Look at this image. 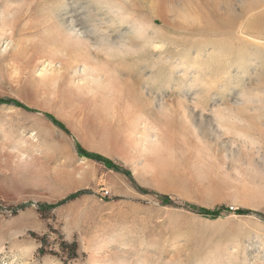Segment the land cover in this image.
<instances>
[{"label":"rangeland","instance_id":"rangeland-1","mask_svg":"<svg viewBox=\"0 0 264 264\" xmlns=\"http://www.w3.org/2000/svg\"><path fill=\"white\" fill-rule=\"evenodd\" d=\"M96 1L0 0V264H264V0H120L147 36ZM72 11L134 44L91 47L109 84L54 52Z\"/></svg>","mask_w":264,"mask_h":264},{"label":"bare ground","instance_id":"bare-ground-1","mask_svg":"<svg viewBox=\"0 0 264 264\" xmlns=\"http://www.w3.org/2000/svg\"><path fill=\"white\" fill-rule=\"evenodd\" d=\"M96 2L99 4L98 9L101 8L100 10L103 11L100 13L105 14V16H103L101 19L105 20V26H109L106 27V29L109 28L113 30L112 28L115 26L112 24H117L119 21L124 20L126 21V25L123 26L127 27L129 25V30L133 34L141 33L145 36L148 35V28L142 23L138 22L136 17H132L130 14H128L126 12V8L124 6H121L120 0H97ZM4 20H6V18H4ZM110 22L112 26H110ZM93 33L94 32L89 28V26L81 22L80 19L76 17V14L72 11L69 12L66 19L63 20L60 24L54 25V35L52 38L54 40V45H52L54 46L55 53H58L59 51L58 43H61L65 47L63 48L65 50L64 52H66V55L70 57V60L73 64L76 61L82 62V67L79 68L76 66V69L78 72H81V75L84 79V84L88 85L90 88H94L96 84L105 85L110 83L109 74L107 72L102 73L104 69L96 64L97 62L95 61L94 54L91 51V47H94L96 49H98L99 47H103L107 54H110V56H116V50L118 51V53H121V51L127 50L125 49L128 47L127 45H134L130 40L113 38L111 36L112 34L100 35V37L104 39L102 41L98 39L95 40L93 39ZM12 42V40H9L6 43L5 49L10 47L12 45ZM148 127H146L145 131L141 133V138L143 137V140L145 141L144 143L150 142L155 139H157L156 141H158L159 134L157 126L150 125V127ZM137 131V124H134L132 129L130 130L131 135H135L140 132Z\"/></svg>","mask_w":264,"mask_h":264},{"label":"trees","instance_id":"trees-1","mask_svg":"<svg viewBox=\"0 0 264 264\" xmlns=\"http://www.w3.org/2000/svg\"><path fill=\"white\" fill-rule=\"evenodd\" d=\"M3 102H14L16 105H18V106H24L23 105V103H21V102H19V101H16V100H12V99H2V98H0V103H3ZM48 115V117L52 120V122L53 123H55V124H57V125H59V126H63L64 124L61 122V121H59L58 119H56L53 115H51V114H47ZM79 152L81 153V154H85V155H87V156H94V157H96V158H99V159H101V155L99 156V155H93L92 153H86V151L82 148V147H79ZM101 160H103V159H101ZM104 161L105 162H107V163H112L110 160H106V159H104ZM76 196V194H72V195H70L69 197H67L65 200H67V199H72V198H74ZM40 208L41 209H43V208H47V206H45V207H43V205H40ZM222 209H224V207L223 206H218L214 211H213V213H215V214H217L219 211H221ZM200 210H202V213H205V214H211L212 212L210 211V210H207V209H200ZM64 245H66L67 247H69V248H71L72 247V251L75 253L76 252V244H75V242H73V243H65Z\"/></svg>","mask_w":264,"mask_h":264},{"label":"built area","instance_id":"built-area-1","mask_svg":"<svg viewBox=\"0 0 264 264\" xmlns=\"http://www.w3.org/2000/svg\"><path fill=\"white\" fill-rule=\"evenodd\" d=\"M103 197L106 198L107 196H109L111 193H110V190L109 189H106V188H103Z\"/></svg>","mask_w":264,"mask_h":264}]
</instances>
